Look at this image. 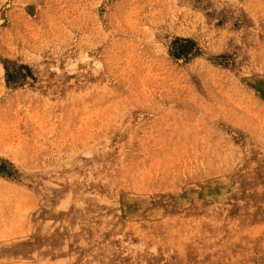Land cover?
I'll return each instance as SVG.
<instances>
[{
    "label": "rangeland",
    "instance_id": "374dc122",
    "mask_svg": "<svg viewBox=\"0 0 264 264\" xmlns=\"http://www.w3.org/2000/svg\"><path fill=\"white\" fill-rule=\"evenodd\" d=\"M0 264H264V0H0Z\"/></svg>",
    "mask_w": 264,
    "mask_h": 264
}]
</instances>
